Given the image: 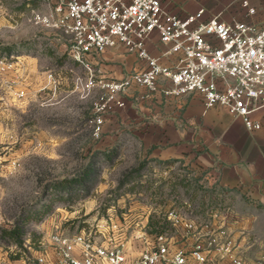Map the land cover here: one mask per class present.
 <instances>
[{
    "label": "rangeland",
    "instance_id": "obj_1",
    "mask_svg": "<svg viewBox=\"0 0 264 264\" xmlns=\"http://www.w3.org/2000/svg\"><path fill=\"white\" fill-rule=\"evenodd\" d=\"M31 9L42 7L0 0V54L10 48L22 61L7 78L24 72L23 56L34 70L32 79H21L20 90L0 79V227L23 229L22 247L0 239V252L33 262L56 230L73 235L107 214L150 212L163 220L165 210L175 209L198 227L210 223V214L226 215L229 237L258 262L264 254V208L232 190L212 197L204 189L220 187L217 168L195 164L201 146H192L191 158L170 157L169 143L144 141L132 119L120 122L117 110L105 115L101 136L94 138L92 110L102 90L83 88L87 75L67 56L65 37L30 22ZM87 172L81 183L52 186ZM43 205L51 210L36 222L32 215ZM164 229L173 234L168 225Z\"/></svg>",
    "mask_w": 264,
    "mask_h": 264
},
{
    "label": "built area",
    "instance_id": "obj_2",
    "mask_svg": "<svg viewBox=\"0 0 264 264\" xmlns=\"http://www.w3.org/2000/svg\"><path fill=\"white\" fill-rule=\"evenodd\" d=\"M198 1L26 0V5L42 7L31 9L30 22L65 37L67 56L87 72L83 88L102 90L92 110L94 138L101 136L105 115L123 107L124 97L136 89L166 102L197 98L205 108H221L249 131H258L264 117V22L248 0H238L240 17L228 21L203 7L194 12L183 8ZM151 42L157 55L148 47ZM119 48L134 56L132 68L119 79L95 80L88 57L97 61ZM19 66L20 56L0 54L6 87L12 88L7 75ZM151 217L150 212L107 214L73 235L56 230L34 261L24 263L254 264L229 237L224 214H210V223L198 227L194 218L167 209L163 219L172 235L166 229L152 231ZM258 263L264 264V254Z\"/></svg>",
    "mask_w": 264,
    "mask_h": 264
},
{
    "label": "crops",
    "instance_id": "obj_3",
    "mask_svg": "<svg viewBox=\"0 0 264 264\" xmlns=\"http://www.w3.org/2000/svg\"><path fill=\"white\" fill-rule=\"evenodd\" d=\"M248 1L257 10L256 18L264 22V0ZM201 7L221 20L240 17L238 0H200L183 6L188 12ZM154 40L155 35L152 36ZM148 47L153 55L158 54L152 42ZM26 58L23 56L24 72L9 75L15 83L14 87L19 90L21 79H32L34 76L32 63ZM88 60L95 77L119 79L132 68L135 59L119 48L104 52L97 61L92 57ZM75 66L87 75L81 65L75 63ZM124 100L127 103L115 109L119 120L126 122L132 119L144 141L169 143L173 148L168 156L174 158H191L192 146H201L204 150L194 158L195 164L202 169L216 167L219 186L236 189L264 206V117L260 130L249 131L239 117H233L221 108H205L197 98L166 102L157 95L151 96L143 89H136ZM110 115L115 117L114 113ZM0 264L25 263L23 259L11 260L0 252Z\"/></svg>",
    "mask_w": 264,
    "mask_h": 264
},
{
    "label": "trees",
    "instance_id": "obj_4",
    "mask_svg": "<svg viewBox=\"0 0 264 264\" xmlns=\"http://www.w3.org/2000/svg\"><path fill=\"white\" fill-rule=\"evenodd\" d=\"M10 51H11L10 48H4L3 49V52H5L7 54H9ZM88 175H89V172H87L82 178H80L78 180L64 178V179L60 180L57 184H52V186L54 188L65 189L67 187L72 186L75 182L81 183L84 178L88 177ZM198 189H202V186H199ZM228 190L236 191L237 193H239L241 195V197L243 199L247 200L248 202L255 204L259 208H264V206L261 203L255 202V201L249 199L245 195L241 194L238 190L233 189V188H226V187L220 186V187H218V189H209V190L204 189V191H208L212 197L213 196L218 197L219 194L223 193L224 191H228ZM50 210H51V207L49 205H43L42 207H40L39 209L34 211L32 217L36 222H40L50 212ZM149 225L152 227V229H151L152 231L162 232L166 226V221H164V219L161 220V219L150 218L149 219ZM22 234H23V229L18 224L13 225L10 228L0 227V239L6 240L7 242L14 244L15 246L22 247V245H23Z\"/></svg>",
    "mask_w": 264,
    "mask_h": 264
}]
</instances>
